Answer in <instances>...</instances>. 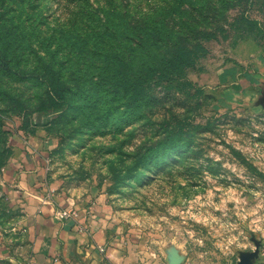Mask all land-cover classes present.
Returning a JSON list of instances; mask_svg holds the SVG:
<instances>
[{
    "label": "rangeland",
    "instance_id": "rangeland-1",
    "mask_svg": "<svg viewBox=\"0 0 264 264\" xmlns=\"http://www.w3.org/2000/svg\"><path fill=\"white\" fill-rule=\"evenodd\" d=\"M228 2L243 4L0 0V264H31L1 169L32 137L48 141L53 202L107 215L126 250L141 251L138 264L166 262L173 246L180 264H264V102L232 89L241 65L228 70L240 61L263 76L264 39L228 28V39L204 42L182 79L199 93L145 78L147 62L210 31ZM245 14L264 34V0Z\"/></svg>",
    "mask_w": 264,
    "mask_h": 264
},
{
    "label": "crops",
    "instance_id": "crops-1",
    "mask_svg": "<svg viewBox=\"0 0 264 264\" xmlns=\"http://www.w3.org/2000/svg\"><path fill=\"white\" fill-rule=\"evenodd\" d=\"M258 62L263 67V76L251 71L246 73L239 61L238 65L228 68L234 72V67L241 65V71L236 70L237 74L234 75L237 77H230L224 71L222 79L230 77L233 80L232 89L239 92L250 90L256 96L255 102L261 103L264 102V88L256 94L252 86L256 87V82L264 81V53L259 56ZM217 103L218 101L215 102V107H218ZM32 138L27 142L19 139L14 144L6 165L1 169L3 183L10 191V197L15 198L13 203L21 208V223L25 227L24 245L29 252L30 263L138 264V260L142 259L139 255L141 251L132 255L129 249L126 250L125 243L115 232L107 215L86 211L77 212V217L73 219L59 220L55 216V212L64 206L53 202L55 197L51 198L46 179V151L43 150H46L48 141ZM149 255L154 257L155 254L149 252ZM164 259L166 262L159 264H168V259L173 264H180L185 255L179 247L173 246L172 256L166 255ZM256 263V259L247 255H241L238 259V264ZM141 264L152 262L144 260Z\"/></svg>",
    "mask_w": 264,
    "mask_h": 264
},
{
    "label": "trees",
    "instance_id": "trees-1",
    "mask_svg": "<svg viewBox=\"0 0 264 264\" xmlns=\"http://www.w3.org/2000/svg\"><path fill=\"white\" fill-rule=\"evenodd\" d=\"M240 1H243V4H241L242 6L240 5V2L238 5H231L229 2L226 3L224 10L218 13L221 20L217 19L215 26L211 28L210 31H205L206 29L198 32L193 31L191 38H177V42L173 44V48H169L164 54H162L159 61L157 59L156 63L151 62L150 64L147 62L145 78L151 79L156 75L158 82L163 83L166 89L185 86L186 88L194 89L195 92L199 93V88H193L194 86L192 83L182 79L185 78L187 70L194 68L196 60L201 56H206L208 53L204 42L213 39L219 40L220 38L224 40L228 39V28L235 33L248 28L255 33L257 38L264 39L263 31L258 28L257 22L251 20L245 14L246 5L249 0ZM235 9L238 11V15L231 19L230 12ZM2 66L8 67L5 64H2Z\"/></svg>",
    "mask_w": 264,
    "mask_h": 264
},
{
    "label": "built area",
    "instance_id": "built-area-1",
    "mask_svg": "<svg viewBox=\"0 0 264 264\" xmlns=\"http://www.w3.org/2000/svg\"><path fill=\"white\" fill-rule=\"evenodd\" d=\"M24 141L27 142V140H24ZM55 216L59 220L73 219V218L77 217V212L76 211H68L67 209L60 208L59 210H57L55 212Z\"/></svg>",
    "mask_w": 264,
    "mask_h": 264
}]
</instances>
